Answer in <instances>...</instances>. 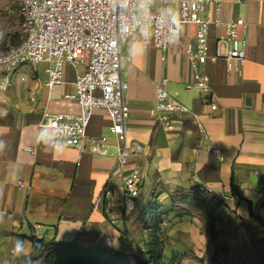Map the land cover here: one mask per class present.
Here are the masks:
<instances>
[{
    "label": "crops",
    "instance_id": "crops-1",
    "mask_svg": "<svg viewBox=\"0 0 264 264\" xmlns=\"http://www.w3.org/2000/svg\"><path fill=\"white\" fill-rule=\"evenodd\" d=\"M166 8L177 12L176 5ZM213 14L210 5L207 15ZM221 18L244 20L240 37L248 44L246 63L240 74L228 73L223 60L200 66L197 72L211 80L209 95L194 90L195 71L185 54L186 47L196 48L195 26H185L179 44L165 52L144 48L139 36L121 47V74L128 84L124 100L130 108L128 142L143 148L123 170V176L135 169L141 175L129 208L124 180L112 177L114 157L94 156L86 145L82 151L67 146L54 151L48 138L47 144L38 140L47 115L78 112L66 99L75 91L76 71L66 65L63 84L52 90L46 87L52 64L26 65L10 74V87L0 94V140L7 142L0 151V261L27 264L33 253L30 238L42 226L39 236L47 242L104 247L112 255L154 264L148 243L156 204L163 214L160 264H264V191L259 188L264 176V3L223 0ZM222 33L210 29L212 54ZM133 44L137 53L130 56ZM165 78L172 98L189 110L174 116L171 132L150 114ZM109 126L106 111L95 110L87 134L107 136L108 149L115 153ZM206 146L219 149L224 160ZM196 188L215 200L214 238L206 213L193 201ZM18 240L23 252L12 256ZM219 247L227 253L214 258Z\"/></svg>",
    "mask_w": 264,
    "mask_h": 264
},
{
    "label": "built area",
    "instance_id": "built-area-1",
    "mask_svg": "<svg viewBox=\"0 0 264 264\" xmlns=\"http://www.w3.org/2000/svg\"><path fill=\"white\" fill-rule=\"evenodd\" d=\"M254 1L264 3V0ZM222 4L223 0H154L150 13L138 19L136 0L123 10H118L112 0H20L21 42L0 53V94L9 89L10 74L23 66L52 64L46 71L49 90L63 84L64 68L71 66L76 71L75 91L66 99L77 106L78 112L47 115L39 126V134L46 136L54 146L82 151L86 145L94 156L114 157L116 166L112 177L124 180V205L129 208L138 196L141 175L135 169L123 176V170L131 157L143 153V148L128 142L126 124L130 108L124 100L128 84L121 74L125 61L121 47L139 36L144 48L165 52L179 44L185 26H195L196 48L186 47L185 54L195 71L194 90L199 95H209L211 80L208 75L197 72L200 66L223 60L228 73L240 74L246 63L248 44L240 37L246 24L243 19L222 20ZM173 5L177 6L179 27L164 13L165 7ZM210 5L214 6L212 16L207 15ZM203 15L207 16L203 18ZM141 27L148 29L147 36L141 35ZM211 28L223 30L213 54L209 45ZM174 29L179 32L178 39ZM168 85L169 80L165 78L157 86L156 102L150 114L161 122L164 131L171 132L175 129L174 116L188 114L189 110L172 98ZM98 109L106 111L109 117L108 130L115 139V153L108 149L107 136L96 138L87 134L93 112ZM211 109L216 111L215 106ZM197 127L203 130L199 122ZM205 148L224 160L219 149ZM24 150L35 151L27 147ZM19 186L23 188L24 184L19 182ZM42 229V226L34 228L36 238L41 239ZM111 240V237L107 239L108 244ZM11 255H17L14 249ZM0 264H12V259L0 261Z\"/></svg>",
    "mask_w": 264,
    "mask_h": 264
},
{
    "label": "trees",
    "instance_id": "trees-1",
    "mask_svg": "<svg viewBox=\"0 0 264 264\" xmlns=\"http://www.w3.org/2000/svg\"><path fill=\"white\" fill-rule=\"evenodd\" d=\"M259 188L264 191V176L259 180ZM193 193L195 206L197 209L203 210L206 213L210 235L214 238L216 236L214 227L217 221L214 216L216 209L215 200L204 198L207 190L196 188ZM155 205H153L151 210L153 215L150 227V229H152V235L150 237V242L148 243V254L154 264H160L163 253V239L160 231V226L163 223V214L160 213V207ZM30 241L32 243L33 253L27 264L36 262H41V264H130L131 259L135 261V264H148V262L143 261L139 257H131L123 254L112 255L110 250L104 247L84 248L76 243H59L56 241L47 242L43 239H38L35 236H32ZM219 252L225 254L227 253V249L225 247H219L216 250L214 258H217Z\"/></svg>",
    "mask_w": 264,
    "mask_h": 264
},
{
    "label": "rangeland",
    "instance_id": "rangeland-1",
    "mask_svg": "<svg viewBox=\"0 0 264 264\" xmlns=\"http://www.w3.org/2000/svg\"><path fill=\"white\" fill-rule=\"evenodd\" d=\"M19 2L0 0V53L12 49L20 42L23 22Z\"/></svg>",
    "mask_w": 264,
    "mask_h": 264
},
{
    "label": "clouds",
    "instance_id": "clouds-1",
    "mask_svg": "<svg viewBox=\"0 0 264 264\" xmlns=\"http://www.w3.org/2000/svg\"><path fill=\"white\" fill-rule=\"evenodd\" d=\"M114 6L118 10H123L125 9V6L130 5L132 0H112ZM154 3V0H136V9L138 13V19L142 18L145 13H150L152 5ZM164 13L168 16L169 20L171 23L179 27L180 26V18L179 14L175 11L174 8H166L164 9ZM140 33L142 36H147L148 35V29L146 27H141L140 28ZM174 35L176 36V39L179 37V32H176L174 29ZM175 42V40L173 41ZM143 49V48H142ZM137 53L136 46L133 44L129 48V55L133 56ZM38 140L40 143L47 144V137L44 135H41L38 137ZM7 142L4 140H0V151H2L4 148H6ZM59 145L55 146L52 150H59ZM24 249V244L23 241H16L14 245V252L16 253H22Z\"/></svg>",
    "mask_w": 264,
    "mask_h": 264
}]
</instances>
